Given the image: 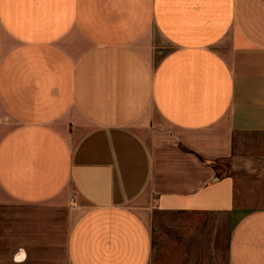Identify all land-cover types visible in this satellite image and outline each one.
I'll list each match as a JSON object with an SVG mask.
<instances>
[{
    "label": "crops",
    "instance_id": "crops-1",
    "mask_svg": "<svg viewBox=\"0 0 264 264\" xmlns=\"http://www.w3.org/2000/svg\"><path fill=\"white\" fill-rule=\"evenodd\" d=\"M247 136L264 0H0V264H264Z\"/></svg>",
    "mask_w": 264,
    "mask_h": 264
},
{
    "label": "rangeland",
    "instance_id": "rangeland-1",
    "mask_svg": "<svg viewBox=\"0 0 264 264\" xmlns=\"http://www.w3.org/2000/svg\"><path fill=\"white\" fill-rule=\"evenodd\" d=\"M156 121H158V119H156ZM239 140L236 142V145H238ZM242 142V145H245L247 147L245 149H241L238 147L236 148L235 152L237 151L236 154H238V157H245L246 159H248V162L255 161V163L258 161V159L264 157V152L260 151L261 153L259 154L257 151L252 150L253 147H257L260 149L261 147H264L263 136H247L243 138ZM235 162L239 163V165H237L236 168L232 170V173L237 177V189L246 187L247 191H249L250 193L253 192L255 195H257V189L254 185H257L258 181V165L246 166L242 165L241 161L239 160H236ZM250 185H252L251 189L250 187H248ZM257 203L258 205H261L259 201H257L255 204ZM152 218L153 233L155 234V237L159 240H162L165 237L168 225H170V223H176L178 221V218L175 216L164 215L158 212H154Z\"/></svg>",
    "mask_w": 264,
    "mask_h": 264
}]
</instances>
